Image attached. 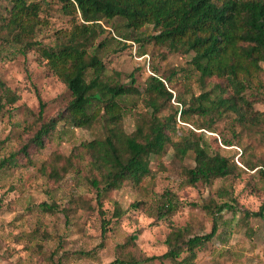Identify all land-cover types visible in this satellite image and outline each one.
Segmentation results:
<instances>
[{
	"label": "rangeland",
	"instance_id": "rangeland-1",
	"mask_svg": "<svg viewBox=\"0 0 264 264\" xmlns=\"http://www.w3.org/2000/svg\"><path fill=\"white\" fill-rule=\"evenodd\" d=\"M27 1L40 3L41 21L33 39L44 46H55L83 22L79 14L64 13L57 0ZM9 7V0H0V42L7 34L2 23ZM93 27L88 51L103 63V79L128 83L132 73L143 88L150 75L166 78L173 97L157 99L160 117L182 107L175 96L187 101L202 92L213 95L216 83L225 84L216 77L200 83L190 62L192 54L172 50L170 43L148 40L156 33L150 24L133 29L115 17L98 20ZM0 83L1 93L9 88L20 96L0 112V160L14 154L11 164L0 169V264H108L115 259L126 264H264V215L254 214L264 201L262 100L253 103L256 117L245 123L230 112L220 117L191 114L187 122L176 116L172 140L189 130L200 132L209 147L236 163L235 175L192 185L187 169L195 164L193 154L179 159L167 143L162 152L148 156L149 175L138 183L126 179L119 188L98 197L90 182L95 172L82 143L104 138L103 122L82 128L59 121L37 141L40 126L59 117L72 96L36 49L23 54L0 46ZM255 84V89L244 91L248 99L257 91L264 97L262 71ZM118 101L126 133L133 132L137 123H148L151 108L144 96H122ZM40 102L45 106L42 117ZM210 122L215 132L196 128ZM221 133L233 140L232 146L220 143ZM52 163L68 166L59 179L48 175ZM168 198L173 204L169 210ZM224 201L230 207L217 214V206ZM43 202L51 208L42 207ZM103 219L109 220L105 234ZM213 222L217 224L215 236L197 247L194 257L186 259L189 253L182 251L176 261L148 259L166 252L171 231L180 229L187 239L209 232Z\"/></svg>",
	"mask_w": 264,
	"mask_h": 264
},
{
	"label": "trees",
	"instance_id": "trees-1",
	"mask_svg": "<svg viewBox=\"0 0 264 264\" xmlns=\"http://www.w3.org/2000/svg\"><path fill=\"white\" fill-rule=\"evenodd\" d=\"M64 13L73 15L83 21L76 24L67 37L49 47L34 40V33L40 24L39 2L27 0H9V13L2 23L7 30L1 39L2 50L14 47V51L25 54L36 49L45 61L49 70L60 79L71 93V100L59 117L43 123L35 134L41 142L43 136L53 129L59 121L75 127L89 128L101 120L106 129L104 138H94L82 143L87 153L94 177L91 184L101 196L103 192L117 189L122 182L130 179L138 183L150 174L148 156L159 154L170 143L174 155L184 159L193 154L194 166L187 169V181L194 185L197 182L210 183L216 178L236 174L238 166L219 150L212 149L204 142L202 134L189 130L179 139L172 140L175 132L176 116L187 122L191 114L199 116H222L226 112L234 114L235 119L245 123L254 119L253 103L264 97L259 92H251L248 99L244 91L255 89L257 73H264V0H57ZM120 17L128 28L139 29L150 24L156 33L148 37L154 43H170L172 50L183 54L191 53L190 62L199 73L200 83L216 77L224 79L225 84L216 83V93L202 92L192 95L184 101L173 114L167 117L157 115L160 107L157 99L171 100L172 92L165 81L154 74L148 76L143 88L136 84L131 73L128 83H111L103 79L104 65L96 54L88 51L95 32L94 24L101 19ZM63 37V36H62ZM142 45L140 44V47ZM89 77L87 78V76ZM1 85V83H0ZM257 85H261L257 82ZM3 87V85H2ZM128 95L144 96L151 108L147 124L137 123L135 130L126 133L123 128V108L118 98ZM20 99L19 94L4 88L0 91V112L5 105H12ZM44 103L39 104V117H42ZM206 128L215 132L213 124L196 128ZM223 146H232L233 140L224 134H218ZM217 141V138H214ZM14 154L0 160V169L10 165ZM67 162L69 160L67 159ZM68 166L52 163L49 176L59 179ZM166 207L172 208L168 198ZM50 209L51 205L42 203ZM230 204L226 201L215 210L220 214ZM214 212V213H215ZM264 215V201L259 211ZM164 216V214H162ZM105 234L109 220L103 219ZM217 232L213 222L207 233L195 234L187 239L182 231L175 229L166 238V252L148 259L169 258L176 261L182 251L189 254L186 259L195 255V249L211 240ZM122 259H115L108 264H126Z\"/></svg>",
	"mask_w": 264,
	"mask_h": 264
}]
</instances>
